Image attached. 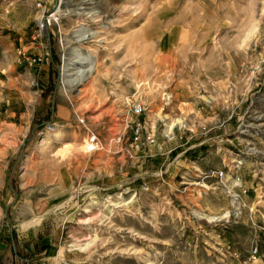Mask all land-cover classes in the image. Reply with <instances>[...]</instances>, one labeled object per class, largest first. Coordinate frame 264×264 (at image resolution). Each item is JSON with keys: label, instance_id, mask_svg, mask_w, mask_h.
<instances>
[{"label": "rangeland", "instance_id": "obj_1", "mask_svg": "<svg viewBox=\"0 0 264 264\" xmlns=\"http://www.w3.org/2000/svg\"><path fill=\"white\" fill-rule=\"evenodd\" d=\"M261 154L264 0H0V244L24 264L39 229L58 264H264Z\"/></svg>", "mask_w": 264, "mask_h": 264}, {"label": "crops", "instance_id": "obj_2", "mask_svg": "<svg viewBox=\"0 0 264 264\" xmlns=\"http://www.w3.org/2000/svg\"><path fill=\"white\" fill-rule=\"evenodd\" d=\"M211 140H212V138H207L203 142H206V141L209 142ZM203 142H201V143H203ZM213 152L214 151H211V150L207 151L206 153L203 152V155L200 156V158L198 160L193 161V163H197V164H195V170H198V172L202 173L203 175L209 176V177L205 178L206 180H209V182L213 181L214 182L213 184H217L218 181L216 180L215 173H217V171L219 170V167L212 166L213 164L211 163V161L213 160L214 156H219V155H216V153H213ZM212 154H215V155L213 156ZM182 159L184 160L183 162H182ZM260 159L262 160L263 165L254 164L253 165V167L255 169L254 172H256V171L259 172L261 170L264 171V156H263V154L260 155ZM177 160H178L177 164L179 166H181L183 168L191 167V165L188 164L190 162L184 156V152L180 154V156ZM232 162H234V160H230L229 162L226 161V163H223V165L226 166L229 169V171L235 173L236 171H234V168H236V166ZM257 166H260L259 169H261V170H258ZM239 178H242V176L240 175ZM254 178L255 177H251V181H253ZM226 181L227 180H225L224 182H226ZM259 183L264 184V178H259ZM40 235L44 236V238L42 240H39L38 246L40 247V252L37 253L35 256H33V262L32 263L36 264L38 262V264H58V254L60 252L58 251V243L56 242L57 239L55 236H52V235L45 236V234L43 232H41L40 229H39V231H35V230L30 231L28 233V235H21V236H22V238L28 237V238L32 239L33 242L31 240L30 241L32 244H34V243H36L37 238L40 237ZM21 236L19 237V235H18V237H17L19 250H21V248L23 246V245H21L22 244L21 239H20ZM32 244H31V246H32ZM28 249L29 248H27V251H28ZM30 251L32 253H34L32 247H30ZM5 259H9L8 260L9 264H11V263L12 264H24L23 261L19 257L16 258V257L12 256L10 249L6 252L4 244H0V260H5Z\"/></svg>", "mask_w": 264, "mask_h": 264}, {"label": "built area", "instance_id": "obj_3", "mask_svg": "<svg viewBox=\"0 0 264 264\" xmlns=\"http://www.w3.org/2000/svg\"><path fill=\"white\" fill-rule=\"evenodd\" d=\"M29 63L32 64L34 67H37V66L41 65L42 59L37 58L36 60H31ZM130 111L136 118L141 116L143 111H144L143 103H141L140 101H136V102L132 103ZM141 130H142L141 124L138 121H135L133 123V127L131 128L132 143H138L140 141ZM89 140L91 143H93V145L97 146L98 143H97L96 137L94 135H92V137L89 138ZM216 174H217V177H219L221 175V173H219V172H217ZM242 193H244V191H242ZM237 198L238 197H236V196L233 197V204L237 205Z\"/></svg>", "mask_w": 264, "mask_h": 264}, {"label": "bare ground", "instance_id": "obj_4", "mask_svg": "<svg viewBox=\"0 0 264 264\" xmlns=\"http://www.w3.org/2000/svg\"><path fill=\"white\" fill-rule=\"evenodd\" d=\"M81 38V37H80ZM73 60V61H72ZM72 60H70L69 61V63H71V65L73 64V63H77V62H80V61H82L83 60V58H82V56L80 55V54H77V53H74L73 54V58H72ZM70 65V64H69ZM88 67V65H85V66H82V68H87ZM71 68H69V66H68V64H64V66H63V70H62V72L65 74V76H66V74H67V72L70 70ZM68 75V74H67ZM65 76H63V82H65L66 81V79L64 78ZM62 82V83H63ZM71 85H72V83H70ZM64 85V84H63ZM65 85H66V83H65ZM90 142V141H89ZM85 148L86 149H88V150H90L91 148H94V145L92 144H86L85 145ZM254 153H257V151H253ZM259 153V152H258Z\"/></svg>", "mask_w": 264, "mask_h": 264}, {"label": "trees", "instance_id": "obj_5", "mask_svg": "<svg viewBox=\"0 0 264 264\" xmlns=\"http://www.w3.org/2000/svg\"><path fill=\"white\" fill-rule=\"evenodd\" d=\"M202 149V148H201ZM11 243H12V246L13 247H15V245H16V241L14 240L15 238H14V236L13 235H11ZM17 246V245H16ZM17 255V254H16ZM19 256V258H23V259H28L27 258V256L26 255H24V254H22V253H20V255H18Z\"/></svg>", "mask_w": 264, "mask_h": 264}]
</instances>
